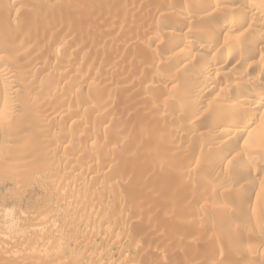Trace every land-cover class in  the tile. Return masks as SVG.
<instances>
[{
	"label": "rangeland",
	"instance_id": "obj_1",
	"mask_svg": "<svg viewBox=\"0 0 264 264\" xmlns=\"http://www.w3.org/2000/svg\"><path fill=\"white\" fill-rule=\"evenodd\" d=\"M214 1L0 0V264H264V9Z\"/></svg>",
	"mask_w": 264,
	"mask_h": 264
},
{
	"label": "bare ground",
	"instance_id": "obj_2",
	"mask_svg": "<svg viewBox=\"0 0 264 264\" xmlns=\"http://www.w3.org/2000/svg\"><path fill=\"white\" fill-rule=\"evenodd\" d=\"M205 1V0H204ZM249 1V0H248ZM13 2H16V1H12V3ZM17 3V2H16ZM197 3V2H196ZM13 4H15V3H13ZM248 4H249V7H250V9L251 10H253V12L254 11H258V10H261V9H264V0H250L249 2H248ZM203 6V5H202ZM205 6H207V7H209L210 9L212 8V9H214L215 7H217L216 6V4H215V1L213 0V1H211V0H208V2H207V5H205ZM209 8H207L208 10H209ZM180 12V11H179ZM182 12V11H181ZM187 13V12H186ZM255 14H257V12L255 13ZM183 15V14H182ZM190 15V14H189ZM253 15V14H252ZM191 16V15H190ZM254 16V15H253ZM181 20V19H180ZM183 21V20H182ZM249 21H251V22H254V23H259L261 26H264V13L263 14H261V15H257V18L256 17H252L251 16V18H250V20ZM240 24H241V22H240ZM258 25V24H257ZM219 28V27H218ZM229 28H231V27H229ZM228 28V29H229ZM225 29V25L224 26H221L220 28H219V30L221 31V30H224ZM194 31V30H193ZM263 31V30H262ZM1 32V31H0ZM217 32H218V30H217ZM216 32V33H217ZM199 33H200V36L202 35L201 34V32H196V34H194V35H199ZM211 33V32H210ZM215 33V35L216 36H218L217 34ZM191 34V33H190ZM214 34V33H213ZM214 35V36H215ZM199 36V37H200ZM213 35H209L208 36V38L207 39H205V41L202 43V44H200V45H198L197 47L198 48H196V50H203V51H205V52H209V50L210 49H212V47H213V45H214V41H216V39L214 40V37ZM214 37V38H213ZM224 39H227V38H224ZM260 39V38H259ZM191 40V39H190ZM190 40H187L186 42H184V40H183V46H186V47H192L193 46V48H194V46H195V42L193 43L192 41H190ZM257 40V39H256ZM224 41V40H223ZM234 41H235V39H234ZM253 41H254V39H253ZM237 42H238V40H237ZM249 42H250V40H249ZM252 42V41H251ZM179 43V42H178ZM226 43V42H225ZM229 43V41L226 43V44H228ZM231 43V42H230ZM240 43V42H239ZM257 41H254V42H252V44L251 45H249V47L248 48H250L251 46L253 47V46H256L257 45ZM2 44V43H1ZM233 44V43H232ZM232 44L231 45H229V46H232ZM246 44H248V43H246ZM233 45H236V43L235 44H233ZM237 45H239L238 43H237ZM248 46V45H247ZM179 47V46H178ZM241 47V46H240ZM239 47V48H240ZM245 47V46H244ZM225 48V47H224ZM247 48V47H246ZM245 48V49H246ZM232 49V48H231ZM233 49H234V47H233ZM235 49H236V47H235ZM231 50V51H226V52H224L223 53V56H222V54H221V56H222V60L224 61V64H226V63H229L232 59H233V57H236V50ZM237 49H238V46H237ZM248 50V49H247ZM250 50V49H249ZM212 51V50H211ZM239 51H237V53H238ZM190 54V53H189ZM203 55V54H202ZM249 55V54H248ZM254 55V54H253ZM190 57H191V55H189ZM193 56V55H192ZM237 57H239V55H237ZM241 57H243V56H241ZM241 57H240V59H239V61H241V63H243V61H244V57L241 59ZM219 59V58H218ZM210 63V62H209ZM1 65V64H0ZM223 66H225V65H223ZM40 67V66H39ZM219 67V66H218ZM221 67V66H220ZM232 67V66H231ZM41 68V67H40ZM216 69V68H215ZM40 70V69H39ZM212 71V65L210 66V65H204L203 67H202V72H203V76H199V77H197L194 81H195V84L196 85H194V87L196 86V87H202V86H204V85H206V83L208 82V81H210V79H209V75H210V72ZM221 72V71H220ZM219 75V74H218ZM225 76V75H224ZM0 77L1 78H3L6 82H7V86L8 87H10V89L12 90V93H14V94H16L17 93V89L16 88H18V86H19V83L16 81V79H15V77H16V71H15V69H13L12 67H10L9 65H5V64H3L2 66H1V68H0ZM199 90V89H198ZM201 90V89H200ZM198 92V91H197ZM201 93V92H200ZM197 95V94H196ZM235 95V94H234ZM236 96V95H235ZM235 96H233V97H235ZM194 97V96H193ZM190 98V97H189ZM188 98V99H189ZM190 100H195V98L193 99V98H191ZM237 101H238V107L241 109L240 111H241V113H243L244 111H245V113H243V114H245V115H247L248 116V118H250L249 120H248V122H246V124L241 128V129H239L238 130V134H237V138H241L242 136H244V135H246L247 133H249L250 131H251V129L254 127V124L252 123V121H254L255 120V118H257L256 117V115H257V111L258 110H260V108L264 105V98H262L261 99V101H254L253 99H252V95L251 94H247V95H244V96H241L240 98H238L237 99ZM195 102V101H194ZM199 102V101H198ZM10 104V102H9V98H7L6 96L5 97H0V110L1 111H3V114H5V113H9V105ZM12 105V104H11ZM253 105V106H252ZM235 106V105H234ZM237 106H235V107H237ZM10 107H12V106H10ZM234 108V107H233ZM239 108H237V110L239 109ZM220 109V108H219ZM227 109V108H226ZM236 109V108H235ZM221 110V112L222 111H224V109L222 110V109H220ZM219 110V111H220ZM248 110H252L253 111V113H250V115L248 114ZM264 110V109H263ZM12 112V111H11ZM10 114V113H9ZM58 114V112L56 111L55 113H54V115H52V116H55V115H57ZM8 116V115H7ZM5 119H6V117H5ZM256 125V124H255ZM258 125V124H257ZM216 132V131H215ZM230 132H231V129H229V128H224V127H222V128H220L219 129V132H218V136H219V138L220 137H226V136H228L229 134H230ZM261 132H264V123H263V126H262V129H261V131L259 132V133H257L256 135H258V137H259V135H261ZM233 133V132H232ZM232 135V134H231ZM255 135V136H256ZM90 137V136H89ZM255 138V137H254ZM89 139V138H88ZM225 140V139H224ZM229 140V139H228ZM231 140V139H230ZM0 145H2L1 143H0ZM253 152V151H252ZM107 160V159H106ZM140 250H142L141 249V246H139L138 247ZM137 248V249H138ZM243 248V247H242ZM241 248V249H242ZM250 248H252V247H250ZM138 249V250H139ZM244 249V248H243ZM262 249V248H261ZM139 250V251H140ZM257 250V249H256ZM263 250V249H262ZM222 252V251H221ZM247 252V251H246ZM252 252V251H251ZM256 252V251H255ZM252 254V253H251ZM256 260V259H255ZM253 262V261H252Z\"/></svg>",
	"mask_w": 264,
	"mask_h": 264
}]
</instances>
